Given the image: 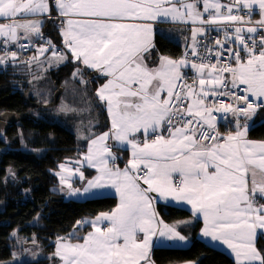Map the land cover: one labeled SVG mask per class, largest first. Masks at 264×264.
Listing matches in <instances>:
<instances>
[{"label":"snow or ice","instance_id":"6c2138e0","mask_svg":"<svg viewBox=\"0 0 264 264\" xmlns=\"http://www.w3.org/2000/svg\"><path fill=\"white\" fill-rule=\"evenodd\" d=\"M200 3L53 0L59 15L66 18L63 42L73 62L93 69L97 78H106L95 94L111 119L109 132L95 138L80 137L88 140V147L76 163L86 162L98 175L87 180L82 189L73 188L71 176L78 174L84 180V173L79 167L73 170L61 164L55 173L60 191L65 192L66 186L67 196L85 197L95 190L112 188L119 196V203L110 212L76 222L77 227L92 228L82 242H71L72 238L80 239L75 232L70 238H57L54 255L62 264H154L150 255L154 247L186 245L187 238L177 229L191 222L165 223L151 193L166 202L171 199L190 205L193 217H203L202 236L225 245L236 264H264V255L255 246L258 230L264 236V204L257 202V194L264 199V141L247 139L248 121L264 107V36L258 45L253 35L264 29V0H230L228 4L202 0V10ZM257 9L261 19L253 25L251 17ZM49 12V0H0V18L9 21L0 23V37L8 43L32 34L39 36L42 21L29 17ZM169 20L198 25L192 29L191 55L198 57L199 63L189 61L186 55L180 60L159 57L158 66H149L147 60L155 47L154 23ZM205 25L216 26L217 31L224 28V40L214 41L220 49L229 43L227 29L234 28L232 35L243 46L246 58L242 60L239 48L227 49L235 66H221L219 60L211 63L200 56L196 37L205 35ZM245 31L251 46L242 34ZM160 34L164 35L163 30ZM49 48V67L69 60L49 41L48 47L37 49L38 55L29 63H40L39 56ZM206 51L211 53L212 49ZM9 56L15 61L17 53L5 51L0 66L7 64ZM189 66L196 72L192 84L181 71ZM224 73L230 74V82ZM72 77L88 83L79 67ZM229 83L232 89L243 86L244 95L231 91ZM221 96L233 103L207 102L209 97ZM59 111L75 110L62 104ZM214 113H223L224 118L231 114L235 132L222 135ZM137 134L144 137L142 141ZM109 138L118 148L130 146L131 158L123 169L114 163L117 157L107 144Z\"/></svg>","mask_w":264,"mask_h":264},{"label":"trees","instance_id":"16d2710c","mask_svg":"<svg viewBox=\"0 0 264 264\" xmlns=\"http://www.w3.org/2000/svg\"><path fill=\"white\" fill-rule=\"evenodd\" d=\"M60 29V21H47L40 40L50 41L61 49L64 44ZM155 49L158 54L174 58L184 55L180 44L159 34L155 38ZM77 67L84 72L82 78L88 83L83 85L72 77ZM29 71H32V87ZM37 71L32 65L12 61L0 66V125L3 124L0 133V262L13 258L18 241L27 244L25 241L29 240L34 249L43 252V257L14 264H58L54 255L57 238H70L75 232L80 239L71 240L81 241L89 226L77 227L76 222L110 212L117 205V198L112 195L82 200L64 198L57 191L55 174L62 162L79 157L88 145L87 139H80L76 132L51 114L50 107L56 103V94L60 91L67 97L70 94L72 101L75 94L72 89L78 88L80 94L85 91L95 104L94 134H98L108 129L107 113L104 107L95 103V91L105 78L93 77L91 71L81 63L73 62L71 56L66 63L46 70L41 82L34 79ZM254 120L248 136L264 140V109L257 112ZM157 208L161 218L168 223L191 217L186 209L161 204ZM200 228V221L182 227L192 239L186 248L155 247L152 251L154 263L236 264L226 253L199 239ZM14 232L17 237L12 235ZM257 246L264 255V236L258 238Z\"/></svg>","mask_w":264,"mask_h":264},{"label":"crops","instance_id":"0c3cea01","mask_svg":"<svg viewBox=\"0 0 264 264\" xmlns=\"http://www.w3.org/2000/svg\"><path fill=\"white\" fill-rule=\"evenodd\" d=\"M220 3L221 4H228V3H230V0H220ZM49 6H50V12L49 13L42 14V15H39L37 17H29V19H40L42 21V24H41V27H40V35L37 36L35 34H32L29 39L36 40V39L41 38L42 31H43V27H44L45 23L47 21H50V20L54 19V20L60 21V24H61L60 33H61L62 42H63L64 41V37L62 35V29L66 26V23H65L66 18L59 15L58 11L53 6V0H49ZM199 7L202 10V7H203L202 0H201V3L199 5ZM234 12H235V10H234ZM240 15L243 16V15H245V13L244 12H241ZM204 18L207 19V14L204 15ZM260 19H261V17L258 14V9H257L256 11L253 12V15L251 17V22L250 23L255 24V22L256 21H259ZM8 22L9 21H7V20H5L3 18H0V23H8ZM196 26H198V25H193L191 22L184 23V22H180V21H171V20H169L167 22H156V23H154L153 44L155 45V38H156V36L158 34L161 35L160 34V30H163L164 35H162V36H164V37H166V38H168V39H170V40H172V41L180 44L182 46L183 50H184V54L186 52H190L191 51V47H192V29H193V27H196ZM206 26L207 25H205L204 27L206 28ZM259 31L261 32L262 36H264V29H261ZM20 35L23 36V33H21ZM201 37H202L201 35H199V34L197 35L196 39H197L198 42H199V39ZM5 39H6L5 37H0V47L9 46L10 48L15 49L17 47L18 43L21 40H23L24 38H21V39H19L16 42H8V43H5ZM63 44H64V42H63ZM197 45H198V43H197ZM60 52H64L65 54L68 55V57L71 56L69 50L65 47V45H63V47L61 48ZM33 53L35 54V56L38 55L37 50L35 52H33ZM46 53L47 52H45L44 55L39 56L40 63H37L36 61H32L31 63H29V61L31 60V58L32 57H35V56H31V54L23 55V54H19V53H17V58H16L15 61H13V60H10V61L15 62V63H20V64L32 65L35 68H37L39 65H42V63H44L47 60L48 57L51 56V54H48L47 55ZM159 57H168V58L173 59V60H180V59L183 58V56L182 57H178V58H174V57H170L168 55L158 54L156 52L155 47H154L152 49L150 59L147 60V63L149 64V66L150 67H156V66H158V64H159ZM245 58H246V56L244 57V59ZM77 62H79V61H77ZM84 68H86V67L84 66ZM87 69L93 73V77H97L98 76V73H96L93 69H90V68H87ZM181 71L184 74V76H185V78L187 80V83L188 84H192L193 83V78L196 76V72L193 69H191L190 66L189 67L182 68ZM103 78H105V77H103ZM227 80L230 82V80H231L230 74L227 75ZM105 82H106V78H105V81L103 83H105ZM83 84H85V83H83ZM102 84H100V85H102ZM95 93H96V91H95ZM210 98L211 97L208 98V101L207 102H209ZM249 99L250 100H254L255 98L250 97ZM95 103L98 104V105H101L102 107H104V110L106 111L107 118H108V129L106 131L100 132L98 134H93V135L90 136V138H95V136H98V135L103 134L105 132H109V130L111 128V119H110V116H109V114L107 112L106 105L103 102H100L99 101V99L96 96V94H95ZM260 109H264V107L258 108L257 111H256V113L252 116L251 120L248 121V123L250 125L249 128H248V132H249V129L255 123V120L254 119L257 116V112ZM240 122L243 125L245 123V119L242 117L240 119ZM226 125H227V127L226 126H223L221 124L220 131L219 132L222 135H226L228 132H235L236 128H235L234 118L232 116L229 117ZM248 132H247V139L248 140L255 141V142L264 141V140H257V139L249 138ZM136 138L139 141H142L144 137L142 135H140V134H137V137ZM107 144L111 148L113 154L117 157V159L114 162L115 165L118 166L119 168L123 169L128 164V160L131 158V149H130V146L124 145V146H122V148H118V147L115 146L116 145V142L114 140H112L111 138H109V140L107 141ZM87 147H88V145H87ZM120 150L122 151L121 153H120ZM86 152H87V150L84 153H82L79 157L67 159L66 161H64V162L61 163V164H65L67 167H69V168H71L73 170L76 169L77 167H79L80 170L84 173V177H85L84 180H81L79 178V175L78 174H74V175L71 176L70 182L72 183L73 188H81L82 189L83 187H85L87 180H91L96 175H98L96 169L95 168H92V167H89L86 162H84L82 165L76 163L77 160H82V157H83L84 154H86ZM124 155L127 156L126 159H125V156ZM122 160H123V164L121 166L120 163L122 162ZM111 163L112 162L110 161V164ZM59 171H60V168H58L56 172H59ZM57 178H58L57 191L64 198H66V199L82 200V199L99 198V197L111 196L112 195V196H115L117 198V204L119 203V196L115 193V190L112 189V188H105V189L95 190V192H94L93 195H89V196H85V197H69V196L66 195V186H65V192H61L60 191L61 185H60L59 176H57ZM142 186H144V185H142ZM144 187H146V186H144ZM150 195H152L155 198L154 199V207H155V209H156V211L158 213H159L158 208H157L158 204H161V205H164V206H174V207H178V208H182V209L188 210L191 213V217L189 219L180 220V221H190L191 223H189V224H194L196 221H200L201 228H200V231L198 233L199 239H201L202 241H204L208 245H210V246H212V247H214L216 249H219V250L223 251L224 253H226L228 256H230L235 261L234 254H231L230 253V250L227 249V247L225 245H222L220 242H213L210 237H203L202 236L201 229L204 227L203 217L202 216H199L198 218L193 217L192 212H191V206L190 205H188L185 202L172 201L171 199H169L166 202V201L160 199L159 196H158V194H156V193H151ZM257 202H258V204H264V199L259 198V195L258 194H257ZM159 216H160V213H159ZM160 218H161V216H160ZM94 219H95V217L94 218H91L90 220H94ZM180 221H177V222H180ZM177 222H172V223L165 222V223L171 225V224H174V223H177ZM189 224H187V225H189ZM88 226H89V230L84 234V236L88 232L92 231L91 226L90 225H88ZM184 226H186V225H180L177 230L181 233V235H184L187 238L188 243L186 245L177 247L175 245L169 244L168 246H159L158 245L156 247H169V248H186V247H188L190 245L192 239L187 234H185L182 231V227H184ZM260 236H262V235L259 234V230H258V235H257L256 240H255V246H256V248L258 250H259V248L257 246V241H258V238ZM71 242L72 243L82 242V240L81 241L71 240ZM55 251H56V247H55ZM55 251H54V253H55ZM150 255H151V260L153 261V259H152V252H151ZM56 257L58 259V264H62V261L60 260V258L58 256H56ZM235 263H236V261H235ZM182 264H197V263L196 262L189 261V262H185V263H182Z\"/></svg>","mask_w":264,"mask_h":264},{"label":"rangeland","instance_id":"374dc122","mask_svg":"<svg viewBox=\"0 0 264 264\" xmlns=\"http://www.w3.org/2000/svg\"><path fill=\"white\" fill-rule=\"evenodd\" d=\"M60 52V48L57 47ZM23 55H28L31 54V56H35L33 52L29 53H19ZM51 54V52L46 53ZM64 64V63H62ZM60 64V65H62ZM55 66V65H53ZM51 66V67H53ZM48 64V58L47 60L42 63V65H39L37 69V75H34V79L36 82H41L42 79L46 76V70L50 69ZM29 84L32 87V71H29ZM84 72L82 71V75ZM85 77V75H83ZM80 80V79H79ZM36 84V83H35ZM84 85V84H83ZM75 87V86H74ZM80 87V85H78ZM82 89H84L83 86H81ZM32 92V89L31 91ZM81 92V89H80ZM71 93V91H70ZM72 93H75L72 95L74 99L71 101L68 94V97L66 94H62V92H59L58 97V102L55 100V104L50 107L51 109V114L54 115L61 124H63L65 127L70 128L72 131L76 132L78 137H90L95 133L94 126L96 125V116L94 114L95 110V104L88 98L86 95L85 91H83L81 94L79 93L78 88L72 89ZM62 94V95H61ZM76 102V103H75ZM67 105L69 108L74 109L75 111H67V112H62L59 111L61 105ZM2 125H0V133L2 131ZM1 208V207H0ZM14 237H17V232H14L12 234ZM22 241V242H21ZM18 241L17 243V248L14 249L13 252V258L10 261L6 262H0V264H14L18 262H24V261H29V260H35L43 257V252L40 251L39 249H34L32 247V243H30L29 240L25 241L27 244H24L23 240Z\"/></svg>","mask_w":264,"mask_h":264},{"label":"built area","instance_id":"2783aa9c","mask_svg":"<svg viewBox=\"0 0 264 264\" xmlns=\"http://www.w3.org/2000/svg\"><path fill=\"white\" fill-rule=\"evenodd\" d=\"M252 24V23H251ZM254 25V24H253ZM248 25H245L244 27L246 28ZM206 33L205 35H203L198 42L197 50L200 54V56L202 57H206L208 59V61H210L211 63H216L217 60H219L220 65H231V66H235L236 61L233 58L232 52L227 51V49H232L233 51H235L237 48H239L240 54H241V58L242 60L244 59V57L246 56V53L243 51V46L239 45L238 42L235 41L234 37H233V32H234V28H228L227 31L229 33V43H225L224 44V48L220 49L218 45H216L214 43L215 39H220V40H224V28L221 27V29L219 31L216 30V27L213 25H207L206 26ZM245 37L246 40H248V35L246 33V31L244 33H242ZM255 36V39L257 41V44L259 45V40L260 37L262 36L261 32L258 30V32L256 34H253ZM249 46H251L252 41L248 40ZM21 45H27V48H22L20 47ZM41 46L44 47H48V43H44L42 40L36 39V40H32V39H23L21 40L17 47L15 49L10 48L9 46H5V47H0V56H3L5 54V51H7L8 53L11 52H16V53H29V52H34L35 50H37L38 48H40ZM206 48H210L212 49V52L209 53L206 51ZM55 49L59 52V49L55 46ZM258 50V49H257ZM222 52V55L217 57L215 55L216 52ZM48 52H52V49L49 48ZM187 55V59L189 61L192 62H196L199 63L200 60L198 57L196 56H192L191 55V51L190 52H186L183 55V58H185V56ZM11 58L9 56V60L10 61ZM229 73H224V76L227 78V75ZM185 81L187 82L186 78ZM243 86H241V88L239 89H232L229 83V89L231 91L236 92L238 95H244L243 91H242ZM227 90V89H226ZM222 100L224 103H233V101L227 97V96H221V97H211L209 102H217ZM187 103V101L185 102V104ZM243 106V105H241ZM214 115L217 116V129L218 131H220V127L221 124L223 126H226V123L229 119V117H231V114L227 115V118H224V114L223 113H214ZM165 135H167V133H164Z\"/></svg>","mask_w":264,"mask_h":264},{"label":"water","instance_id":"95a60500","mask_svg":"<svg viewBox=\"0 0 264 264\" xmlns=\"http://www.w3.org/2000/svg\"><path fill=\"white\" fill-rule=\"evenodd\" d=\"M61 92V91H60ZM59 97V92L56 94L55 100L57 101Z\"/></svg>","mask_w":264,"mask_h":264}]
</instances>
